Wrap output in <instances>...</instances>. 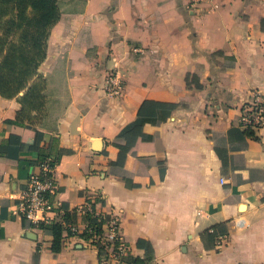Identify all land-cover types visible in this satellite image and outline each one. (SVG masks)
I'll return each instance as SVG.
<instances>
[{"label":"crops","instance_id":"1","mask_svg":"<svg viewBox=\"0 0 264 264\" xmlns=\"http://www.w3.org/2000/svg\"><path fill=\"white\" fill-rule=\"evenodd\" d=\"M66 6L39 66L44 109L0 96V264H98L90 238L63 229L54 252L50 234L13 212L39 171L34 129L39 145L62 149L53 221L99 197L97 211L118 216L135 257L264 264V127L253 136L239 124L242 105L264 97V0ZM112 70L124 83L118 97L103 90ZM137 116L151 118L145 137L112 144ZM76 224L86 227L78 212Z\"/></svg>","mask_w":264,"mask_h":264},{"label":"trees","instance_id":"2","mask_svg":"<svg viewBox=\"0 0 264 264\" xmlns=\"http://www.w3.org/2000/svg\"><path fill=\"white\" fill-rule=\"evenodd\" d=\"M60 15L59 0H0V96L15 98L21 105L22 111L44 109L46 80L39 72V66L46 58L50 30L59 20ZM167 113L168 109L158 110L160 117H164ZM149 120L151 118L148 116H137L117 133L112 144L121 149L127 147L129 149L131 143L129 141L121 143L120 140L124 136L145 137L141 127ZM244 129L248 134L253 135V130ZM44 139V133L34 129L32 145L36 151L37 164L48 157L50 164H56L62 149L50 143L39 145V141ZM99 200L100 198L96 197L90 201V209H86L81 214V220L86 224L81 232H72L69 229V225L76 224V210L63 213L62 223L52 221L38 224L43 232L52 236L51 248L54 252L60 250L63 229L68 235L77 234L84 239H89L93 233H103V222L111 215L108 212L97 211L96 203ZM95 244L99 261L104 250L98 241ZM121 258L126 263L134 264H152L153 261L152 257L139 258L133 256L131 252Z\"/></svg>","mask_w":264,"mask_h":264},{"label":"built area","instance_id":"3","mask_svg":"<svg viewBox=\"0 0 264 264\" xmlns=\"http://www.w3.org/2000/svg\"><path fill=\"white\" fill-rule=\"evenodd\" d=\"M197 1L190 0V3ZM123 86L122 77L113 70L107 74L103 90L109 96L118 97L123 91ZM239 124L243 128L251 130L264 127V97L262 95L254 93L251 100L242 105ZM38 166L39 172L30 174L13 210L15 214L30 220L34 225L52 222L59 210V202L55 198L57 193L56 164H50V157H48L42 160ZM90 203V201L86 202L77 209V212L82 214L86 209H90ZM108 213L111 217L104 220L103 233H93L90 237L93 245L96 246L95 243L98 241L104 250L98 264H134L126 263L121 258L130 252V246L121 233L118 216L112 212ZM69 229L72 232H77L78 225H69ZM222 240L220 236L219 241ZM152 264H154L153 261Z\"/></svg>","mask_w":264,"mask_h":264},{"label":"rangeland","instance_id":"4","mask_svg":"<svg viewBox=\"0 0 264 264\" xmlns=\"http://www.w3.org/2000/svg\"><path fill=\"white\" fill-rule=\"evenodd\" d=\"M59 4H60V7L62 8V10H64V11H65V9L68 8V6H66L68 4V0H59ZM253 234H254V236H260V231L259 230L253 231Z\"/></svg>","mask_w":264,"mask_h":264}]
</instances>
